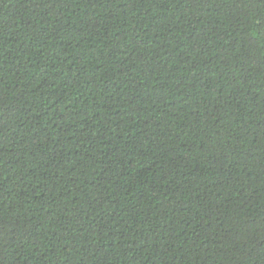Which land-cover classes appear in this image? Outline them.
Instances as JSON below:
<instances>
[{
  "label": "trees",
  "instance_id": "1",
  "mask_svg": "<svg viewBox=\"0 0 264 264\" xmlns=\"http://www.w3.org/2000/svg\"><path fill=\"white\" fill-rule=\"evenodd\" d=\"M0 264H264V0H0Z\"/></svg>",
  "mask_w": 264,
  "mask_h": 264
}]
</instances>
